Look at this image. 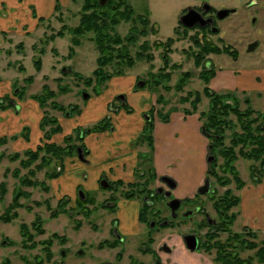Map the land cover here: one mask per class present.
I'll return each instance as SVG.
<instances>
[{"label": "rangeland", "instance_id": "rangeland-1", "mask_svg": "<svg viewBox=\"0 0 264 264\" xmlns=\"http://www.w3.org/2000/svg\"><path fill=\"white\" fill-rule=\"evenodd\" d=\"M65 2H67L66 5ZM89 2L93 3L94 7H90ZM122 2L121 0H107L102 6L99 0H64L62 13H59L63 16V25L68 24L74 28L79 24V20L84 19L89 22L93 21L97 31L84 32L80 36L78 52L75 50L77 46L72 43L73 35L69 32L67 33L70 34V42H63L68 40V35L65 40L57 42L56 46L63 54L69 44V49H73L72 54L74 55L69 51L66 54L72 58V66L84 76L83 78L88 77L91 81L86 84L83 78L78 80L72 76L69 77L70 80L67 79L69 80L67 84L69 92L61 95L58 93L56 102L66 105L73 101L72 104H76V111L82 112L95 99L94 94H101L102 85L109 80L97 83L91 75L92 70L97 68L95 59L98 55L97 49H94L95 44L91 43V38L99 35L109 37L103 42V47L106 49L105 55L107 53L108 57L106 59L109 62L105 70L112 73L118 69L121 70L120 75L129 73L137 76L139 85L136 87H139L141 82L143 84L146 82L145 87L148 84V91L158 98V101L154 102L156 103L154 105L155 114L161 111L159 103H173L177 110L183 112L182 106L185 107L184 104L187 103L189 107L196 94L200 97L196 109L191 111L190 107H186L184 114H193L197 110L200 111V115L202 112L208 114L211 104L210 97H206L203 92L204 88H207L214 94L230 96V99L237 103L239 111L245 112L249 106V109L254 111L253 117L258 115L264 117V0H126L131 14H128L126 4ZM202 3L218 11L233 10L234 12L217 21L216 32L204 31L198 26L184 28L178 22L182 13L188 7H198ZM83 8L86 9L85 12L82 11ZM53 20L56 29L59 25L55 19ZM55 29L49 28L48 36L45 35L43 39L37 41L34 44L35 49L45 48V44L51 41L48 37L61 30V28ZM67 33L64 31V34ZM118 37L121 42L116 44L115 40ZM169 39L173 42L170 46L166 43ZM253 43L256 45L252 51H249L248 47ZM205 46L207 50H202ZM226 47L233 52L232 55L223 52ZM215 48L220 52L216 53ZM200 52L202 54L201 58L197 57L199 59L197 65L194 57L195 53L200 54ZM32 54L35 58L30 55L22 62L25 77L36 73L34 60L38 59L39 55ZM124 55L125 59L122 58ZM146 56L150 58L147 60ZM68 57L62 61L69 59ZM121 58L131 59L133 66L126 67L127 63H124ZM203 60L212 65L215 70V75L207 86L200 79V75L205 71L201 65L205 67L207 64ZM78 62L85 65L76 67ZM44 69L49 70L47 58ZM1 70L2 65H0L2 79L4 77L13 78L11 75L18 73L17 70L11 69L5 70L2 75ZM185 74L188 75V79L184 85L180 86V81ZM216 81L218 86L215 85ZM224 84L226 87H223ZM32 89L39 90L38 84H34ZM184 99L189 100L182 101ZM46 118L50 119L49 116ZM43 119L45 118H42L41 123ZM228 120L233 123L237 122L238 125L227 130V137L230 136L231 131L242 132L240 130L241 121L238 122L233 113L229 114ZM263 121L264 118L261 122ZM258 124H255V129ZM42 126L41 124V130L44 132L43 139L30 147L24 143L19 146H14L13 143L11 146L7 145L9 141H18L19 138L28 141L26 130L0 137V264H157L151 255L142 256L138 246L133 249L127 247L126 252L125 248H119V246L113 250L110 247H101L108 243L105 242L106 239L110 240L107 237L109 219L116 212V209L114 211L107 209L102 200L109 197L113 191H106L103 197L96 198L97 204L93 208H89L88 203L80 202L77 198L75 202L71 200V196L59 194L56 189L57 178H55V171H58L56 159L47 161V164L42 166V158L46 157L45 153L43 151L37 153L39 147L51 143V139H46L47 130L45 128L48 126ZM28 153L33 156L37 154V156L32 162L23 165L29 159ZM235 167L244 186H253L262 182L264 178V176L261 178L264 168L261 159L253 161L239 158ZM65 170L64 164L60 172L63 174ZM62 174L59 175L62 176ZM209 179L217 194L230 188L231 195H238L239 190L235 189L233 183L228 187L219 188L212 177ZM91 195L95 196L96 191L91 192ZM202 196H200L202 204L199 203V205H202L212 218H216L211 206V198L206 195L202 198ZM138 200L141 201V199ZM157 206L159 216L155 215V219L168 217L169 211L164 204L160 202ZM238 206L239 204L226 212L227 215L236 216V212H240ZM182 211H186L185 207L180 212ZM193 215H196V220L187 219L185 221V217L176 218L172 222V227H177L178 233H184L183 236L194 234L200 243L196 252L200 251L206 257L210 256L212 262L217 264L214 261L216 250L206 252L202 248L207 238L204 236L207 230L204 217L196 212H193ZM152 217L153 215L149 213L148 219ZM225 220L223 219L222 222ZM235 220L229 227L231 233H241L243 232L241 230L253 233L245 227L242 229L241 222L237 223L238 220ZM144 227L137 240V245L146 241L148 236H153V249L158 250V247L163 245L170 249L168 245L170 237L162 238L163 234L159 232L163 228H157L149 233V229ZM226 237L225 233L218 234V240L221 242H225ZM246 239L252 241L250 237ZM255 240L260 243L257 236ZM158 252L163 253L164 251L160 249ZM255 252L256 250H244L240 253V257L241 259L250 257L253 259V264H259L255 259Z\"/></svg>", "mask_w": 264, "mask_h": 264}, {"label": "crops", "instance_id": "crops-1", "mask_svg": "<svg viewBox=\"0 0 264 264\" xmlns=\"http://www.w3.org/2000/svg\"><path fill=\"white\" fill-rule=\"evenodd\" d=\"M63 4L64 0H0L1 74L11 69L18 72L11 75L13 78L2 79L0 76V137L26 130L28 141L19 138L18 141H9L7 145L11 146L12 143L14 146H19L21 143L29 147L36 145L44 135L40 127L42 118L49 116L56 119L61 127V132L51 137V143L63 145L66 137H72L73 144L77 146L80 145L79 129H91L105 120L109 128L87 133L83 138V143L89 151L85 163L76 155L64 159L66 173L56 179V189L59 194L71 196V200L76 202L77 187H82L89 196L97 200L96 198L106 194L99 185L100 179L111 185L123 183L122 187L127 189L131 184L141 187L144 181L151 178L149 188L166 189L161 179L168 177L176 184L172 191L173 196L186 201L183 204L186 211H191L199 203L202 204L198 190L208 178L209 139L202 131L203 120L200 111L184 114V108L188 107L187 103L184 104L185 107L182 106L183 112L177 110L173 103H159L161 115L154 116L150 133L153 143L151 149L142 134L147 122L146 113L156 104L154 102L158 101V98L148 91V84L146 87L144 85L139 86L141 88L136 87L137 76L129 73L113 76L102 85L101 94H94L95 99L82 112L79 110V113L74 110L69 115L66 114L65 111L69 107L72 105L75 107L73 101L66 105L55 101L58 93L61 95L69 92L67 84L71 76L78 80H80L78 77H84L72 66V58L66 54L69 51V44L67 43L64 54L56 46L59 40H65L66 36L70 35L67 32L64 37H57L45 44V48L34 47L37 41L49 34L47 33L49 28L55 29L53 19L59 25L55 30L63 26V16L59 14L62 13ZM70 39L69 36L68 40L63 42H70ZM79 47L75 48L76 52ZM32 53L39 55L40 70H36L34 75L25 77L22 62L30 55L35 58ZM65 57L69 59L62 61ZM46 58L49 60L48 71L44 69ZM80 65L85 64L78 62L76 67ZM34 84H38L39 90L32 89ZM215 85L218 86L217 81ZM44 86L54 93V97L41 104L35 97L44 98L42 96L47 94L43 90ZM223 87H226L225 84ZM120 95L124 96L127 108L120 109L109 118V106L112 104L113 107H117L119 102L116 103V99ZM53 104L65 110L54 108ZM189 107L192 111L191 105ZM162 116L167 120H163ZM52 127L54 126L49 125L45 130L49 132ZM119 188L116 191L117 195L121 194ZM93 191H96L95 196L91 195ZM237 192L240 198L238 206L240 212H236V217L239 219L236 218L235 221L241 222L242 229L244 227L250 229L257 236L258 242L264 241V178L262 182L253 186H244ZM208 196L206 194V197ZM107 198L105 197L102 202ZM116 204V212L109 219L107 230L110 243L115 242L111 239V227L113 221H116L118 234L123 238V242L116 247L125 248V252L127 247L132 249L135 246L152 247L153 245H148V237L146 241L136 244L146 226V222L141 219L149 218V213L144 214L142 201L119 198ZM191 216L184 220H196V215ZM178 218L183 219L181 213ZM177 230V227H164L159 231L163 234L162 238L170 237L168 245L171 252H157L162 264H214L210 256L206 257L200 251L189 252L182 238L184 233H178Z\"/></svg>", "mask_w": 264, "mask_h": 264}, {"label": "trees", "instance_id": "trees-1", "mask_svg": "<svg viewBox=\"0 0 264 264\" xmlns=\"http://www.w3.org/2000/svg\"><path fill=\"white\" fill-rule=\"evenodd\" d=\"M123 1V2H122ZM122 3L126 4V8L128 11V14H131V10L127 5L126 0H121ZM99 5V4H98ZM90 7H94V4L89 2ZM107 6V5H106ZM88 8V6H87ZM105 8V7H104ZM84 9V8H83ZM57 10H59L58 5H57ZM86 11V9L82 10ZM61 19V18H59ZM93 22V21H92ZM85 21L84 19L79 20V24L71 28L67 25H63L61 27V30L58 31L55 35H50L48 38L53 40L56 37H64V31L69 32L73 35L72 43L74 46L79 45V38L84 32H90L92 31H97V28L94 23ZM109 39L108 36L102 37L99 35H95L94 37L91 38V41L95 44V47L98 51V56L96 59V65L97 68L92 72L93 77L96 79L97 83H103L111 78L113 76L120 75L121 70H116L113 71L112 73H108L105 70V66L109 64L108 58L105 55V48L103 47V42L105 40ZM116 44L121 42L120 38L118 37L116 40ZM167 45L170 46L173 42L171 39H169L167 42ZM163 44V43H162ZM207 46L203 47L202 50H207ZM216 53H219V49L215 48ZM232 55L233 52L229 50L227 47L223 49V52ZM202 52V51H201ZM197 54L195 53V63L198 65L199 63V58H201V53ZM69 53H73V49H69ZM203 54H205L203 52ZM104 56H106L104 58ZM120 57V56H119ZM123 59H125V55L122 56ZM121 58V59H122ZM150 57L146 56V59L148 60ZM122 59V60H123ZM124 63H127L126 67H131L133 66V62L131 59L129 60H123ZM203 62L206 64L201 67L204 68L203 74L200 75V79L206 86L208 85L209 81L212 79V77L215 75V70L212 65H210L206 60H203ZM35 67L36 70H40V60L37 59L35 61ZM80 80L83 77H78ZM188 79V75L185 74L182 78V81H180V86L184 85L186 83V80ZM91 81L90 78L85 79V83L89 84ZM179 86V85H178ZM43 90L47 93L44 95V98L40 99L39 97H35V99L39 100L41 104H43L46 100H49L54 97V93L48 91L47 86L43 87ZM204 95L207 97H210V111L209 113H204L202 112L200 117L203 120L202 123V131L204 135L207 136L209 139V150L208 154L209 156L214 157V159L209 162L208 164V170L207 174L208 177H212L214 179L215 184H217L220 187H228L232 183L235 185L236 190H241L244 187V182L240 179L237 169L235 167V163L239 158H246L248 160H253V161H260L262 162V165L264 167V121L261 122V120L264 118L261 115L253 117V110L249 109V106L245 109V112H241L237 109V103L230 99L231 97L228 95H218L214 94L211 90L204 88ZM189 99H184L182 101H188ZM225 100V101H224ZM190 102V101H189ZM200 102V97L198 94H196V97L194 100H192L191 107L193 110L196 109L197 104ZM231 103V104H230ZM236 106L233 107L232 106ZM231 107V109H227ZM54 108H58L60 110H65L63 107L53 104ZM231 110V111H230ZM230 111V112H229ZM230 113H233L234 116L236 117L237 121H241L240 124V130L242 132H233L231 131L230 136L227 137L226 133L228 132L227 130H230L231 128H234L238 125V123H233L230 120H228V116ZM161 115V112L158 114V116ZM43 122L41 123L43 126L46 127L49 125H52L49 132L46 133V139H51L53 134L61 132V127L57 124V120L50 118L47 119L44 117ZM163 120H167L165 116H162ZM258 124V127L255 129V124ZM244 127H243V126ZM107 128H109L108 123H106L105 120L100 121L97 125L93 126L91 129H79V132H82L84 135L87 134V132H100L104 131ZM153 128V122L152 120L150 122H146V127L144 128L142 136L146 139L148 142V146L153 149V143H152V137L150 136V133ZM78 140L80 142V145H74L73 144V138L72 137H66L64 139L63 145H56L54 143H47L37 150V153L43 151L45 153V156H49V158L43 157L42 158V166L47 164V161H50L52 159H56L57 165L60 168L58 171H55V178H58L62 174L60 171L63 169L64 165V159L65 157H71L76 155V149L77 147L82 148L85 156L87 152V149L85 145L82 143L83 137L79 138ZM4 141V139H3ZM244 148H250V150H246ZM29 154V159L27 162L23 163V165L28 164L29 162H32V160L35 159V156ZM221 161V162H219ZM262 167V168H263ZM60 172V173H59ZM264 176V168L263 172L261 174V178ZM257 178V177H256ZM151 179V178H150ZM150 179H147L145 181V185H149ZM153 179V177H152ZM261 179H259L260 181ZM123 183H117L118 186H123ZM129 186V192H124L123 196L124 198H130L135 196L136 193H132L133 188L136 191L137 187L135 184L128 185ZM144 191V190H143ZM232 190L227 189L224 193V196L222 198V203L221 201L218 202V204L215 203L213 204L216 209H220L221 207H224V217L223 219H226L225 221L221 222L219 227L215 229L214 233H209L206 237V240L204 241L205 243L202 244V248L206 252H210L213 249L216 250V256H215V262L217 264H253V259L248 258V259H241L240 253L244 250H256L255 252V259H257L259 264H264V241L257 243L254 241L256 239V235L254 233L250 232H241V233H231L230 226L236 219L235 215H230L228 216L226 212H228L231 208L237 206L240 202V199L238 196L231 195ZM211 198V203L217 201L216 197L214 196H208ZM78 201L83 202V203H88L91 202L88 199L85 201H81L78 199ZM90 214V213H89ZM143 222L146 221L145 218L141 219ZM222 231V232H221ZM218 232L220 233H225L226 234V241L221 242L218 240ZM250 237L252 238V241L249 239L247 240L246 238ZM214 240V241H212ZM116 242L113 243H106L105 245H101V247H110V248H115L116 247Z\"/></svg>", "mask_w": 264, "mask_h": 264}, {"label": "flooded vegetation", "instance_id": "flooded-vegetation-1", "mask_svg": "<svg viewBox=\"0 0 264 264\" xmlns=\"http://www.w3.org/2000/svg\"><path fill=\"white\" fill-rule=\"evenodd\" d=\"M187 9L182 13V15L187 12ZM193 9L196 10L197 12H199L202 15L203 19H204L203 21L206 22V25L204 27H200L204 31L205 30L212 31V29L216 27L215 24L217 23V21L222 20V19H218V17H217L218 10H215L214 8H212L210 5H208L206 3H202L200 6L194 7ZM178 22L181 24L180 18H179ZM181 25L184 28H186L183 24H181ZM137 85H138V82H137ZM116 101L119 102V105L117 107H113L112 104L109 106V110H108V117L109 118L112 116V114L117 113L120 109H124V108L126 109L127 108V104H126V101L124 99V96L120 95L119 97H117ZM152 108H153V110L150 109L146 113L147 116L145 118H146L147 122H150L154 118V116H156V114H155L156 112H154V107H152ZM74 110H75V112H77L76 108L73 106V107H69L65 112H66L67 115H69ZM129 110L131 111V109H129ZM129 110H128V112L131 113ZM87 133H89V132H87ZM78 136H79V138H81V137L84 138L85 135L82 132H79ZM82 143H83V141H82ZM78 150H81V154L83 156V160H81L79 158ZM87 152L88 153H86V156H85L82 148L77 147L76 156L81 162L85 163L87 161L86 157L89 154L88 149H87ZM208 157H210L209 154H208ZM208 157H207V159H208ZM59 169L60 168L58 167V170ZM209 178L210 177L206 178V181L209 183V188H208L209 192L208 193H204V194H207V195L213 196V197L215 196L217 198L216 199L217 201H215L214 203L212 202V207H213V210L215 211L216 218H212L207 213V211L203 209L202 205H196V207L194 208L193 211H184V212L182 211V213H181L180 211L183 208V204H184V202H186V201H182L181 199H178V200H180L179 208H177L174 212H172L171 209L167 205H168L169 202H171L172 200L176 199L173 196V194H172L173 189L172 190L169 189V188L164 189V188H161V187L149 188L147 185H145V181H144V183L142 184L141 187H139L137 185V187H139V188H136V191L133 188H131L132 189V193H136V194H135V196L130 197V198H124V196H122L121 194L120 195L116 194V191L118 190L119 187H120L119 188L120 189V193L122 192V194H123L124 192H129L130 191L129 190L130 189L129 186H127V189H125L124 187L118 186L117 183L111 185L109 182H107V181H105L103 179H100L99 185H100L101 189H104L105 191H109V192L113 191V193L110 194V196L103 201V203L105 204V207L107 209L111 210V211H114L117 208V204L116 203L119 200V198H123L125 200L141 199L142 204H143L142 209L144 210V214L147 212V213H151V215H153L152 219L148 220L147 217H146V221H145L146 222V226L149 229V231H148L149 233L154 232L157 228L172 227V222L176 218L179 217L180 213L182 214V217H185V218L189 217L190 218L191 215L193 214V212L194 213L196 212V213L202 214L203 217H204L203 220H205L206 228H207V230L209 229V231L206 230V232H204V236H207L209 233L212 234V233L215 232V229L217 227H219V225L221 224V222H222V220L224 218V215H225L224 214L225 206L221 207L220 209L217 210L216 207L213 206V204L214 205H215V203L218 204L219 201H221V203H222V198L224 196L225 191L227 189H230V188H226L221 193L217 194L216 191L213 189ZM206 181H204L203 185L205 184ZM203 185H201V187ZM219 188H224V187H220L219 186ZM85 192L86 191L82 187H77V199H82V201H85L86 199H88L89 201H91V202H88V207L89 208H93L95 206V204H96V200H95L94 197L89 196L88 193L85 194ZM167 192H170L171 194L169 196H167ZM198 195H200V194H198ZM160 202H162L164 204V206L168 209L169 215H168V217H163V218H160L159 220H157V219H155V215H158L159 207L157 205ZM111 229H112L111 230V234H112V238L111 239H114L116 244H119V243L121 244L123 242V238L118 234L116 221L113 222ZM244 232L248 233L249 231H244ZM218 234H219V232H218ZM110 241L111 240H107V239L105 240V242H110ZM148 242H149L150 245H153V243H154L153 236L152 237L148 236ZM199 245H200V243H199V240H198V246ZM164 247H167V246L166 245L160 246V247H158V250L161 249V251H164V252H167V253L171 252V248L169 249L167 247L169 250H166ZM138 248H139V253L140 254H142V255H146V254L147 255H151L152 258L155 260V262L157 264L160 262L159 256L157 255V252H158L157 248L153 249V247H151V246L150 247H146V248H142V246H138ZM106 264H108V263H106Z\"/></svg>", "mask_w": 264, "mask_h": 264}, {"label": "water", "instance_id": "water-1", "mask_svg": "<svg viewBox=\"0 0 264 264\" xmlns=\"http://www.w3.org/2000/svg\"><path fill=\"white\" fill-rule=\"evenodd\" d=\"M106 1L107 0H99V4L104 6ZM231 12H234V11L233 10H219L217 12V17L218 19H223ZM203 20L204 19L202 15L196 10H194L192 7H189L187 9V12L180 17L181 24H183L185 27H188V28H193L196 25L199 27H204L206 25V22ZM212 31L216 32L217 28H213ZM255 45H256L255 43L249 45L248 50L252 51ZM78 153H79V158L83 160L81 150H78ZM213 159L214 157L210 156L208 157L207 161L211 162ZM161 180L166 184L167 188L171 190L175 188L176 184L171 178L162 177ZM208 188H209V183L206 181L205 184L199 188L198 192L200 194L208 193L209 192ZM170 194H171L170 192H167V196H169ZM167 206L171 209L172 212H174L177 208H179L180 200L178 199L172 200L171 202L168 203ZM183 241H184L186 249L189 250L190 252H194L198 248V239L194 234L183 236ZM164 248L166 250H169L167 247H164Z\"/></svg>", "mask_w": 264, "mask_h": 264}]
</instances>
